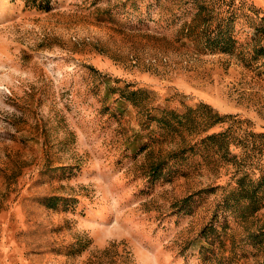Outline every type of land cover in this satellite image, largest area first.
<instances>
[{
	"label": "rangeland",
	"instance_id": "1",
	"mask_svg": "<svg viewBox=\"0 0 264 264\" xmlns=\"http://www.w3.org/2000/svg\"><path fill=\"white\" fill-rule=\"evenodd\" d=\"M263 170L264 0H0V264H264Z\"/></svg>",
	"mask_w": 264,
	"mask_h": 264
},
{
	"label": "trees",
	"instance_id": "2",
	"mask_svg": "<svg viewBox=\"0 0 264 264\" xmlns=\"http://www.w3.org/2000/svg\"><path fill=\"white\" fill-rule=\"evenodd\" d=\"M245 177H242L244 179ZM246 182H240V185L242 186L241 191L244 193L242 196L246 197L249 201L246 205V208L256 210L258 209L260 204V198L263 197L264 194L260 195V189L263 190L264 193V170L262 172V175L258 178H255V180L250 181V183L245 187L244 185Z\"/></svg>",
	"mask_w": 264,
	"mask_h": 264
}]
</instances>
